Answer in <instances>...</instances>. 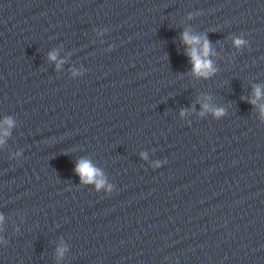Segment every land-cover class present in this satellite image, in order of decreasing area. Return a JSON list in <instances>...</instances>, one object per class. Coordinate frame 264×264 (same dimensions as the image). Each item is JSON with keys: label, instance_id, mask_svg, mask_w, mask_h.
<instances>
[{"label": "clouds", "instance_id": "1", "mask_svg": "<svg viewBox=\"0 0 264 264\" xmlns=\"http://www.w3.org/2000/svg\"><path fill=\"white\" fill-rule=\"evenodd\" d=\"M183 40L186 44H190V45L200 43V39L198 37L189 36L187 32L183 34ZM242 43L243 41L241 40L235 41L236 45H240ZM208 55H209V43L206 39L204 40L203 48L199 53L197 52L196 48H192L190 52V57L194 65L193 68L194 73L198 75L208 76L212 71H214V69H212L211 62L206 59H203V57H207ZM50 58L55 59V56H52ZM255 95L257 96V98L260 97L259 88L255 90ZM253 103L255 102L253 101ZM262 110H264V106H262ZM220 111L221 110H218L216 114L219 115ZM77 172L82 176V178L86 179V181H92L94 176L97 174V170L94 169L87 161H81L79 163L77 167Z\"/></svg>", "mask_w": 264, "mask_h": 264}]
</instances>
